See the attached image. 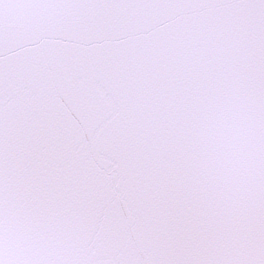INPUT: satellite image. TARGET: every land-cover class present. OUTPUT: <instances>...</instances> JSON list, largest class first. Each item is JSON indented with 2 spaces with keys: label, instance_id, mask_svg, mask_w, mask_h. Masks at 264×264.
Segmentation results:
<instances>
[{
  "label": "snow or ice",
  "instance_id": "1",
  "mask_svg": "<svg viewBox=\"0 0 264 264\" xmlns=\"http://www.w3.org/2000/svg\"><path fill=\"white\" fill-rule=\"evenodd\" d=\"M0 264H264V0H0Z\"/></svg>",
  "mask_w": 264,
  "mask_h": 264
}]
</instances>
